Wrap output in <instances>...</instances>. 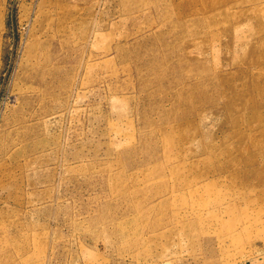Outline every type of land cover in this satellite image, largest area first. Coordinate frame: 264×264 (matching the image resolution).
<instances>
[{"label": "rangeland", "instance_id": "1", "mask_svg": "<svg viewBox=\"0 0 264 264\" xmlns=\"http://www.w3.org/2000/svg\"><path fill=\"white\" fill-rule=\"evenodd\" d=\"M0 264H264V0H0Z\"/></svg>", "mask_w": 264, "mask_h": 264}]
</instances>
